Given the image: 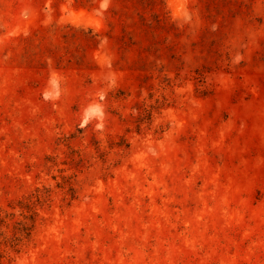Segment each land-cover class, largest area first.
<instances>
[{"label":"rangeland","instance_id":"obj_1","mask_svg":"<svg viewBox=\"0 0 264 264\" xmlns=\"http://www.w3.org/2000/svg\"><path fill=\"white\" fill-rule=\"evenodd\" d=\"M0 264H264V0H0Z\"/></svg>","mask_w":264,"mask_h":264}]
</instances>
